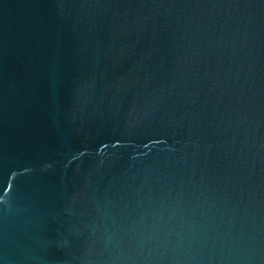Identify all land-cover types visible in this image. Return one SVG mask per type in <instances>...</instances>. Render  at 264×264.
I'll use <instances>...</instances> for the list:
<instances>
[{
  "label": "water",
  "instance_id": "95a60500",
  "mask_svg": "<svg viewBox=\"0 0 264 264\" xmlns=\"http://www.w3.org/2000/svg\"><path fill=\"white\" fill-rule=\"evenodd\" d=\"M0 264H264V0H0Z\"/></svg>",
  "mask_w": 264,
  "mask_h": 264
}]
</instances>
